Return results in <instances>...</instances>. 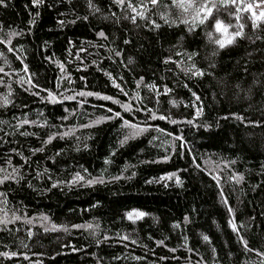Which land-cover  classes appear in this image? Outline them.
<instances>
[{"label":"trees","instance_id":"1","mask_svg":"<svg viewBox=\"0 0 264 264\" xmlns=\"http://www.w3.org/2000/svg\"><path fill=\"white\" fill-rule=\"evenodd\" d=\"M205 3L0 5V264H264V0Z\"/></svg>","mask_w":264,"mask_h":264},{"label":"snow or ice","instance_id":"2","mask_svg":"<svg viewBox=\"0 0 264 264\" xmlns=\"http://www.w3.org/2000/svg\"><path fill=\"white\" fill-rule=\"evenodd\" d=\"M34 4H38L41 2V0H33ZM117 2H120V0H117ZM149 2L152 4V5H156L159 0H149ZM172 2L174 4H177V6L179 7H183V0H172ZM211 2V0H206V3L204 4L203 8L201 9L202 12H205L206 11V15L203 16V18L200 20L201 23H204L209 17L212 16V12H213V8H215V4L212 5V7H208V3ZM232 3H235V0H231ZM5 4V0H0V5H4ZM89 4L91 6V0H89ZM191 6V5H190ZM184 10L186 11L187 8H184ZM133 11H135V9H133ZM142 15V14H141ZM215 27L220 30V29H223L226 31V29H224V26L222 24L221 21L217 20L216 21V24H215ZM102 35V34H101ZM236 35H240V33H236ZM229 43H231L232 41L229 40L228 41ZM217 43H220V47L223 48L225 45L219 41H217ZM11 50V49H10ZM0 71H3V69H0ZM80 95H85V93H80ZM87 95H92V93H87ZM104 99H110L109 97H103ZM5 103H7V98H5ZM109 111H111L109 109ZM117 116H119V113H116ZM161 119H164V117H160ZM125 124H128L127 121H125ZM129 127H132V128H135L136 126L135 125H128ZM133 134H136V133H133ZM123 143V142H122ZM8 177H5L4 179H7ZM3 181L0 180V183H2ZM179 182V181H178ZM145 214L144 213H139L138 214V218L139 217H143ZM128 218L129 219H132V214L129 213L128 215ZM0 223H3V221H0ZM233 230H236L235 228V225L233 224ZM205 240L208 239L207 236L204 237ZM246 246V245H245ZM4 255H7V254H4Z\"/></svg>","mask_w":264,"mask_h":264},{"label":"rangeland","instance_id":"3","mask_svg":"<svg viewBox=\"0 0 264 264\" xmlns=\"http://www.w3.org/2000/svg\"><path fill=\"white\" fill-rule=\"evenodd\" d=\"M251 9L257 14V15H261L264 14V4H252L251 5Z\"/></svg>","mask_w":264,"mask_h":264}]
</instances>
